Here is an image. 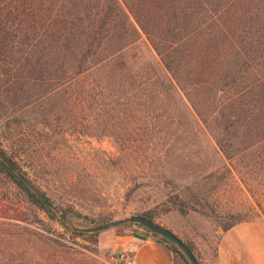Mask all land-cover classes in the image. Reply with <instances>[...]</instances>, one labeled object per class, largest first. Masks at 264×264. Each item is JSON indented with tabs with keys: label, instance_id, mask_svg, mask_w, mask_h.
Here are the masks:
<instances>
[{
	"label": "trees",
	"instance_id": "obj_1",
	"mask_svg": "<svg viewBox=\"0 0 264 264\" xmlns=\"http://www.w3.org/2000/svg\"><path fill=\"white\" fill-rule=\"evenodd\" d=\"M143 37L157 61L144 57ZM36 126L45 152L25 147ZM74 135L111 138L118 155L106 159L109 167L126 160L131 172L145 170L166 202L214 218L222 232L264 218V0H0V178L18 199L10 218L33 208L77 226L113 220L74 201L55 203L44 185L62 178L44 170L53 167L44 159L52 150L62 157ZM205 136L220 164L201 161ZM228 178L245 202L217 212L211 198ZM134 214L155 222L150 210ZM68 223L61 225L72 235L98 242V232ZM132 224L164 243L173 264H192L139 223L116 233Z\"/></svg>",
	"mask_w": 264,
	"mask_h": 264
},
{
	"label": "rangeland",
	"instance_id": "obj_2",
	"mask_svg": "<svg viewBox=\"0 0 264 264\" xmlns=\"http://www.w3.org/2000/svg\"><path fill=\"white\" fill-rule=\"evenodd\" d=\"M139 45L146 59L158 60L156 55L147 49L149 45L145 37L139 41ZM41 132L36 126L32 132L33 136L24 142L27 149L42 148L45 152L49 144ZM69 140L70 143L63 148L62 157L53 156L55 152L52 150L50 159H44L53 166L44 170L48 173H55L57 170L62 177L60 181H55V178L48 176L44 182V185L55 193V203L74 201L76 208L83 213H108L112 219L125 217L139 210H150L157 224L172 231L191 246L199 264H206L214 255L222 233L214 218L196 210L181 213L172 202H166L163 195L157 194V188L163 189L156 184L155 179L149 180L147 184L148 179L143 178L145 170L137 169L136 172H131L133 167L129 161L125 160L119 168L109 167L106 159L118 155V147L111 138L74 135L70 136ZM202 145L207 155L201 161H210L212 164H220L223 161L221 155L213 153L214 143L208 136L202 139ZM73 175L78 176L77 180H72ZM131 175H136L137 186L128 182ZM192 179L193 176H190L183 181L191 183ZM228 179V184L222 185L212 195L211 199L217 212L236 206L238 202H245V194L239 189L241 184ZM128 186L134 190L130 197L125 199L124 193ZM191 187L190 190H195L194 186ZM164 191H169V188ZM17 205L18 199L0 178V264H12V260L17 264H39L37 260H40L41 264H120L110 258L115 250L100 248L99 241L103 233L117 232L122 228L113 227L99 231L98 242L93 244L89 238L72 235L67 231L61 225L62 222L68 223L67 218L63 221L60 212H53L52 219L44 211L39 210L35 214L33 208H30L24 211L23 220L10 218L13 208ZM258 220L264 221V218ZM42 237L50 238L51 242L44 243Z\"/></svg>",
	"mask_w": 264,
	"mask_h": 264
},
{
	"label": "crops",
	"instance_id": "obj_3",
	"mask_svg": "<svg viewBox=\"0 0 264 264\" xmlns=\"http://www.w3.org/2000/svg\"><path fill=\"white\" fill-rule=\"evenodd\" d=\"M100 248L124 250L133 264H173L172 251L139 225L100 235ZM206 264H264V221H243L222 232Z\"/></svg>",
	"mask_w": 264,
	"mask_h": 264
},
{
	"label": "water",
	"instance_id": "obj_4",
	"mask_svg": "<svg viewBox=\"0 0 264 264\" xmlns=\"http://www.w3.org/2000/svg\"><path fill=\"white\" fill-rule=\"evenodd\" d=\"M56 217V214L54 215ZM60 217L62 218V220H65V215L63 213L60 214ZM127 222H134V223H139L145 227H147L148 229H150L153 232H156L166 238H168L169 240H171L172 242H174L178 247H180L184 253L186 254V256L188 257V259L190 260V262L192 264H199L198 260L196 259L195 255L192 253V251L189 249V247L184 243V241L179 238L175 233H173L172 231L160 226L159 224L147 219L146 217H143L141 215H137V214H131L125 217H121V218H116L107 222H103V223H98V224H93V225H89V226H77V225H73V224H69L74 230H80L82 232H99L102 230H106L109 228H113L115 226L121 225L123 223H127Z\"/></svg>",
	"mask_w": 264,
	"mask_h": 264
},
{
	"label": "built area",
	"instance_id": "obj_5",
	"mask_svg": "<svg viewBox=\"0 0 264 264\" xmlns=\"http://www.w3.org/2000/svg\"><path fill=\"white\" fill-rule=\"evenodd\" d=\"M111 260L120 264H133L132 258L124 250L113 251L110 255Z\"/></svg>",
	"mask_w": 264,
	"mask_h": 264
}]
</instances>
